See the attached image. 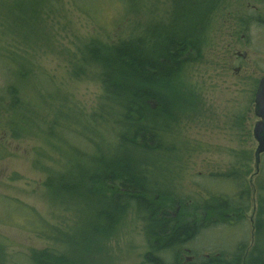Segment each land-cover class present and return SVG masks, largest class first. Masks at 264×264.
Listing matches in <instances>:
<instances>
[{"label": "trees", "instance_id": "16d2710c", "mask_svg": "<svg viewBox=\"0 0 264 264\" xmlns=\"http://www.w3.org/2000/svg\"><path fill=\"white\" fill-rule=\"evenodd\" d=\"M223 1L71 0L77 12L98 25L97 33L85 36L72 50L54 45L49 51L67 59L71 76L99 83L101 93L86 113L37 60L47 51L39 25L58 11L55 6L50 10L53 0H0V33L14 37L12 41L0 38L6 48H13L0 55V131L7 140L6 136L34 138L42 143L32 148V166L44 173L42 185L67 221L62 229L10 196L11 202L34 215L28 219V231L64 245L60 250L31 248L19 264H88V259L96 264L103 260L117 228L125 219L135 218L146 223V261L171 264L160 252L173 250L177 241L184 240L179 228L190 226L181 224V218L202 227L219 211L242 216L236 210L249 206L244 194L249 195L250 189L243 180L249 168L243 172L237 167L222 177L244 184V193L232 197L211 193L197 205L175 191L179 185L174 168L167 166L170 162L163 156L182 142L175 128L178 118H184L185 95L191 98L188 103L194 100L185 90L181 68L193 60L201 29ZM108 8L111 13L103 18ZM142 10L153 13L151 22L141 19ZM100 31L104 37L98 36ZM17 37L39 49L33 53L31 47H16ZM10 154L7 143L0 140V158ZM258 192L250 219L254 244L247 251L239 244L229 258L215 256L214 264H264V183ZM159 202L167 203V210L179 204L180 211L171 216L168 210L156 224L148 205ZM6 206L9 213L13 205ZM183 210L190 211L184 214ZM9 244V238L0 234V264H14L7 252Z\"/></svg>", "mask_w": 264, "mask_h": 264}, {"label": "rangeland", "instance_id": "374dc122", "mask_svg": "<svg viewBox=\"0 0 264 264\" xmlns=\"http://www.w3.org/2000/svg\"><path fill=\"white\" fill-rule=\"evenodd\" d=\"M247 1L257 3L255 0H224L210 22L201 29L198 51L191 53L193 60L181 68L180 77L182 76L185 90L194 95V100L189 103L191 98L185 95L184 118H178L176 122L178 126L175 131L180 137L178 141L180 139L182 142L173 152L163 155L170 162L167 166L174 168L176 183L179 185L175 191L197 205L199 199L206 200L211 193L225 197H232L239 191L244 193L246 190L242 182V185H235L231 180L222 177L223 173L232 169L234 171V168L239 167L243 172L249 168L250 172L243 176L247 188L250 189L249 195L247 192L244 194V199L249 203L247 213L226 224L204 221L198 237L189 241V251L184 250L179 255L177 250L169 251L165 255L169 261L182 258L184 262L188 256L202 260L204 252L218 251L229 258L239 244L246 246L245 251L254 244L250 216L257 207L258 188L264 183V153L260 155L258 171L255 174L253 152L257 142L252 135V128L257 116L253 113V101L258 81L264 75V22L251 21L246 30L245 25H231L227 18L229 12L234 13L239 6L240 14H235L234 18H244L243 9L246 8ZM53 6L58 11L49 13L39 25L46 37L44 49L47 51L38 55L37 60L45 69L46 75L87 113L101 93L99 83L94 78L71 76L68 73L67 59L62 54L51 53L49 49L56 45L72 50L74 44L85 36L96 34L98 25L77 12L71 0H53L50 10ZM110 13L111 9L108 8L102 17L108 18ZM140 16L142 20L146 18L151 22L153 13L145 14L142 10ZM158 18L162 19V16ZM261 19L264 20L263 17ZM231 29L236 31L239 41L241 32H245L250 39L249 46L239 42L225 50L223 47L229 39ZM100 32L98 36L104 37L103 31ZM0 38L12 41L14 37L0 33ZM15 40L16 47L28 46L20 37ZM28 47L34 49L33 53L39 49L36 45ZM234 47L240 51L246 49L245 60L236 62L226 59V64H222L216 59V53L223 51L227 55ZM10 49L13 48H6L5 43L0 42V55ZM6 137L8 140L0 131V140L7 143L11 151L9 156L0 158V218L5 216V220H0V234L9 238L7 252L11 261L19 264L24 261L23 257L31 248L53 246L60 250L64 245L58 242L54 244L45 236L28 231V219H34V215L28 213L26 208L19 207L21 205L11 202L10 196L32 207L43 219L62 229L67 221L64 211L51 203L42 185L44 173L32 166L31 160L35 157L32 148L42 143L34 138L14 140ZM184 143L189 147L185 148ZM6 204L13 205L9 206V213ZM143 226L137 219L125 222L109 238L105 247L108 250L102 255L103 260H98L96 264H146L144 254L147 247Z\"/></svg>", "mask_w": 264, "mask_h": 264}, {"label": "flooded vegetation", "instance_id": "af4514ba", "mask_svg": "<svg viewBox=\"0 0 264 264\" xmlns=\"http://www.w3.org/2000/svg\"><path fill=\"white\" fill-rule=\"evenodd\" d=\"M257 3L253 2L251 3L250 1H247L246 3V8L243 9L244 13H245V17L244 18H239V19H235L234 15L235 14H240V9L241 7L239 6V8L237 10H234V13H230L227 16V18L230 20L231 25L235 24H240L241 26H244V29L246 28V30L248 29V26L250 24L251 21H257V22H264V20L261 19V17L264 18V0H255ZM251 14H247L250 13ZM263 13V14H262ZM231 17V19H230ZM224 22V21H223ZM226 22V20H225ZM237 27V26H236ZM235 27V28H236ZM236 31L231 29L229 32V39L226 41L225 47H223L225 50L230 49L233 46H236L239 42L243 43L245 46H249L250 44V39L246 36L245 32H241L240 34V41L237 40L236 38ZM216 59L219 60L222 64H226L225 60H232V61H243L246 59L247 57V51L245 48H243L241 51L239 49H236L235 47L232 49V51L230 53H228L227 55L221 51L215 54ZM238 67H235V70L238 69ZM175 209H168L173 211L172 215H176V213H178L180 211V205L176 204L174 205ZM229 214V213H228ZM231 220H234L235 218H237L235 214H229ZM220 218H223L220 220ZM140 222L143 223V225H146V223H144V221L142 219H138ZM212 222H222V223H228L230 221L227 220V218L225 217V215L222 212H218V214H215L212 218H211ZM143 230H144V226H143ZM145 235V233H144ZM163 257H165V255H162ZM218 256L217 252L211 253V252H204L203 253V258L201 261H204V264H214L213 259H215Z\"/></svg>", "mask_w": 264, "mask_h": 264}, {"label": "bare ground", "instance_id": "6f19581e", "mask_svg": "<svg viewBox=\"0 0 264 264\" xmlns=\"http://www.w3.org/2000/svg\"><path fill=\"white\" fill-rule=\"evenodd\" d=\"M137 139L138 140H141L142 139V136L139 134V135H137ZM162 201H163V199H162ZM166 204L167 203H164V202H159V203H157V205H153V204H149L148 205V208L149 209H151V212L155 215V218H154V220H155V223L157 224V222H158V220H160V219H163L164 217H166L167 215H168V213L171 215V216H175V215H172V213H173V211H171V210H169V212H168V210L165 208L166 207ZM153 205V206H152ZM157 206V207H156ZM223 207H226V204L223 206ZM222 207V208H223ZM247 208L248 207H246V206H244L243 207V209H240V210H236L238 213H240L241 215H245L246 213H247ZM187 211H190V210H183V213L184 214H186L187 213ZM222 213L225 215V217L227 218V220L228 221H230V222H234L235 220H231V218H230V216H229V214H228V212H227V210H225V211H222ZM177 214V213H176ZM252 218V216H250V219ZM138 220V219H142V218H135V219H130V220ZM127 221H129L128 219H125V221H124V223L125 222H127ZM181 222V224H188L189 226H190V228L189 227H187V226H185L184 225V227L183 228H179V232L181 233V234H184V240H182V241H177L176 242V245H173L172 246V249L173 250H177V252H178V255H179V253H181V252H183L184 250L185 251H189V249H187L188 248V243H189V241H191V240H193V239H195L196 237H198L197 236V234H198V231L201 229L198 225H196V224H194L193 222H190L186 217H184V218H181V220H180ZM124 225V224H123ZM123 225L121 224V227H119V228H122L123 227ZM263 227H264V225H263ZM118 229V228H117ZM197 229V230H196ZM114 232H115V230H114ZM263 234H262V236H261V243H264V232H262ZM115 234V233H114ZM173 250H168V251H162V252H160V254L161 255H167V254H169V251H173ZM218 253V256L219 257H224L223 256V254L220 252V251H218L217 252ZM154 255L156 256H158V252H154ZM178 255H177V257H178ZM148 256V255H147ZM156 256V257H157ZM162 257V256H161ZM150 260V259H149ZM183 260H184V258H183ZM151 261V260H150ZM144 262L146 263V264H161L160 263V261L159 260H155V261H153V262H151V263H148L147 261H146V259H145V257H144ZM180 262V263H179ZM165 263H171V264H204V261H201V260H197L196 259V257H192V256H188V257H186V259H185V261L183 262L182 261V258H180V259H178L177 261H174V260H168V259H165Z\"/></svg>", "mask_w": 264, "mask_h": 264}, {"label": "water", "instance_id": "95a60500", "mask_svg": "<svg viewBox=\"0 0 264 264\" xmlns=\"http://www.w3.org/2000/svg\"><path fill=\"white\" fill-rule=\"evenodd\" d=\"M253 113L257 116L252 135L257 142L254 149L255 173L258 171L260 155L264 153V75L260 77L254 95Z\"/></svg>", "mask_w": 264, "mask_h": 264}]
</instances>
